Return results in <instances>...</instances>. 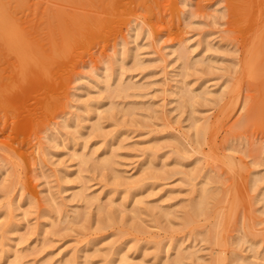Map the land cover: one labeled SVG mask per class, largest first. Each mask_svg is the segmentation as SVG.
<instances>
[{
	"label": "rangeland",
	"instance_id": "374dc122",
	"mask_svg": "<svg viewBox=\"0 0 264 264\" xmlns=\"http://www.w3.org/2000/svg\"><path fill=\"white\" fill-rule=\"evenodd\" d=\"M263 44L264 0H0L1 264L15 248L21 264H114L119 247L124 264H264ZM118 78L135 85L102 90ZM181 81L209 93L177 106ZM73 151L112 163L80 166ZM204 174L213 197L185 224Z\"/></svg>",
	"mask_w": 264,
	"mask_h": 264
},
{
	"label": "bare ground",
	"instance_id": "6f19581e",
	"mask_svg": "<svg viewBox=\"0 0 264 264\" xmlns=\"http://www.w3.org/2000/svg\"><path fill=\"white\" fill-rule=\"evenodd\" d=\"M242 5L239 3V4H236L235 5V10L234 11H238V12H240V11H242V7H241ZM255 16V15H254ZM257 18V17H256ZM260 26V25H259ZM260 27H262V26H260ZM8 32H9V41H10V43L12 44V46L14 45L17 49L16 50H18V49H20L21 48V50L19 51L20 53L21 52H23L24 50H26L25 49V47H23V46H20L19 48H18V46L17 45H15V42H17L19 39H20V36H19V34H17L16 33V29H15V27L14 26H9L8 27ZM257 30H259V29H257ZM260 30H261V32L263 31V28L261 29L260 28ZM258 32V31H257ZM260 32V31H259ZM258 32V33H259ZM182 46V45H181ZM181 46H179V48L177 47V48H173V53L175 52V55H174V59L175 58H177V59H182V61L183 60H185V47H181ZM262 47H264V44L262 45ZM24 48V50H22ZM13 49V48H12ZM14 50V49H13ZM185 50V51H184ZM26 51H28V50H26ZM26 51H25V53H26ZM31 52H32V50H31ZM23 54V56H24V53H22ZM22 54H21V56H22ZM28 54V53H27ZM30 54V53H29ZM32 55V54H31ZM26 56V55H25ZM28 56V55H27ZM33 56V55H32ZM20 57V56H19ZM29 57V56H28ZM21 58V57H20ZM188 58V57H187ZM23 59H26V60H28V58L26 57H23ZM36 59V58H35ZM35 59L33 60V61H35ZM38 59V58H37ZM189 59V58H188ZM20 60V59H19ZM30 60V59H29ZM38 61V60H37ZM30 62V61H29ZM33 63V62H32ZM31 63V64H32ZM34 63H36V62H34ZM189 63V62H188ZM23 65H27L26 63L25 64H23ZM34 65V64H33ZM20 66V65H19ZM40 66H41V63H40ZM21 67V66H20ZM19 67V68H20ZM41 68V67H40ZM22 69V68H21ZM252 69H254V66H253V68ZM24 70V69H23ZM37 70V69H36ZM45 71V70H44ZM23 72V71H22ZM18 73H20V72H18ZM25 75V74H24ZM35 75V74H34ZM20 76V75H19ZM27 76V75H26ZM22 78H23V76H22ZM181 83H183V84H180V85H177V90H176V94H179L178 96H177V106H182V104H184V103H186L188 100L190 101V99L191 98H193L195 95H201L202 97H203V95L205 94V93H209L207 90H199V91H197V92H195L194 90H195V88H193V87H189V86H187L188 85V83L187 82H182L181 81ZM134 86L135 85V83L134 82H131L130 80L128 81V82H125L124 83V81L121 79V78H118L116 81H114L113 83H110V82H107L105 85H104V87L102 88V90H105V91H108V92H110L111 93V95H113L112 93H114V94H123V93H127L126 91L128 90V89H130V87L131 86ZM142 85V84H141ZM141 85H139L140 87H141ZM143 86V85H142ZM132 88V87H131ZM223 94H225V91H222V92H218V93H216V96L214 97L215 99H218V100H220L221 98H222V96H223ZM206 95V94H205ZM200 96V97H201ZM179 101V102H178ZM188 101V102H189ZM192 103V102H191ZM101 105L102 104H100V105H95L94 106V112H96V113H98L99 112V108L101 107ZM185 105V104H184ZM112 106H113V102H112V104H110L109 106H108V108H112ZM113 108H114V106H113ZM125 110L124 111H126L127 109H128V111H131V109L132 108H129V107H126V108H124ZM94 117H96V118H94V120H93V123L92 124H90V125H93L92 127H97L98 125H99V118L97 117V115L96 116H94ZM90 118H92L91 116L90 117H88V119H90ZM208 122H204V123H197V120H195V119H193V117H192V119H191V123H190V126H192V128L194 129V131H195V135L197 136V135H200V134H202L207 128H208ZM65 125H66V122H65ZM64 127V126H63ZM67 127V126H66ZM72 155L77 159V162H78V164L81 166V165H83V164H85V163H87V162H91L94 166H100V167H104V166H110V164L112 163V156H111V154H109V153H106V152H103L102 154H100V156H97V157H95V156H93V155H90V154H85V153H81V152H79V153H77L76 151H73V153H72ZM151 163V162H150ZM144 164V163H143ZM146 168H147V166H145ZM144 167V168H145ZM148 172V174H150L151 176L152 175H156L154 172H152L151 170H148L147 171ZM146 172V173H147ZM81 177V174H80V172L77 174V177ZM119 178V177H118ZM205 178H206V180H205ZM252 179H254V177L252 178ZM122 181V180H121ZM125 182V181H124ZM124 182H122V183H124ZM210 182V177L207 175V174H204V180H201V182L199 183V186L195 189L196 190V199H194V200H192V202H189V204H188V206H187V209H185L184 210V215H183V223H185V224H188V223H192L193 221H194V218H195V216H197L198 214H202V213H204L205 212V210H206V208L208 207V202L210 201V199L213 197V190H212V188L210 187V185H208V183ZM255 182V181H254ZM125 183H127V182H125ZM124 183V184H125ZM139 185V184H138ZM126 187H127V190L125 191L126 193H125V197L126 198H128V200L127 201H129V200H131L130 199V195L132 194V195H134V197H133V199H132V205H134L135 203H137L138 201H139V199L141 198L140 197V191H138L137 192V190H134V189H132V188H134L135 186H137V182L136 183H131L130 184V186L127 184V185H125ZM131 189V192L129 191ZM75 194H78L79 195V197L81 196V198L84 200V202L86 203V204H88V205H94L98 210H103V209H105L106 207H105V202H102L101 201V197L99 196V194H90V195H87V193H85L84 191H83V189H77V191H75L74 192ZM123 193H124V190H123ZM137 194H139V197L140 198H138L137 197ZM131 195V196H132ZM51 197V196H50ZM109 201V200H108ZM111 201V200H110ZM55 204V203H54ZM22 205V203L21 202H16V205H15V208H13V209H19V207ZM8 206H9V204H8ZM7 206V207H8ZM126 206L125 205H123L122 203L121 204H119V208L120 209H124ZM8 209H9V207H8ZM57 209V208H56ZM56 209H55V212H56V214H57V216H58V220H56L55 221V223L57 222V221H59V222H62V221H64V217H67V216H61V213L62 212H60V209H58L57 211H56ZM12 210V209H11ZM85 212L86 211H84L83 213H81V214H83V215H86L85 214ZM106 212H107V214L109 215L110 213H112L111 212V210H110V208H108V209H106ZM167 211H165V213H166ZM72 217H73V220L75 219V220H77L76 218L78 217V216H80L81 214H80V210L79 209H74V210H72ZM132 213L133 214H138V213H140V208H137V207H132ZM168 213V212H167ZM9 215H11L10 216V218L9 219H11V217H13V215L11 214V212L8 214V216ZM66 215V214H65ZM111 215V214H110ZM15 216V215H14ZM83 217V216H82ZM86 218V217H85ZM112 218V217H111ZM56 219V218H55ZM67 220V219H66ZM72 220V219H71ZM110 220V219H109ZM14 221V220H13ZM70 222V221H69ZM73 222V221H72ZM71 222V223H72ZM109 222V221H108ZM8 223H10V224H8L9 226H16V230H19V223L15 220V222L13 223L12 222V220H9V222ZM50 223V222H49ZM58 223V222H57ZM67 223H68V221H67ZM54 224V223H53ZM70 224V223H69ZM49 225H51V224H49ZM8 228H6L5 230H7ZM46 229V228H45ZM178 250H176L175 251V253H177L176 255H175V258L174 259H176V260H178V259H180V256H181V254H178ZM62 255V258H61V260L60 261H63L64 263H70V262H72L71 260H73V258L72 257H68V256H65L64 255V253L63 254H61ZM235 255V254H234ZM239 256V255H238ZM21 257H22V254H21V252L17 249V248H15V249H13V251L12 252H10L8 255H6V260H5V262H6V264H21ZM166 258H167V255L165 256ZM164 257V258H165ZM169 257V256H168ZM237 257V256H236ZM240 257V256H239ZM238 257V258H239ZM129 258V256H128V253L126 252V251H124V249H123V247H119L116 251H115V257H114V259L112 260L113 261V263L114 264H124L125 262H126V260ZM163 259V263L165 264L166 263V260L167 259ZM220 259L221 258H217V260L214 262V264H220ZM240 259H242L241 257H240ZM242 260H244V259H242ZM85 262L87 261V257H85V260H84ZM239 261V260H238ZM246 260H244V262H245ZM248 261V260H247ZM239 262H241V261H239ZM236 263V262H235ZM248 264H256L257 262H255V261H249V262H247ZM0 264H1V260H0ZM42 264H45V262L43 261V263ZM259 264V263H258Z\"/></svg>",
	"mask_w": 264,
	"mask_h": 264
}]
</instances>
